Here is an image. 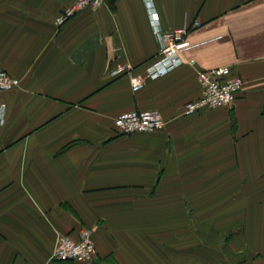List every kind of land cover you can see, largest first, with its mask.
Returning <instances> with one entry per match:
<instances>
[{
  "label": "crops",
  "instance_id": "crops-1",
  "mask_svg": "<svg viewBox=\"0 0 264 264\" xmlns=\"http://www.w3.org/2000/svg\"><path fill=\"white\" fill-rule=\"evenodd\" d=\"M74 0H0V264H264V0H108L57 28ZM158 27H186L184 64L133 92ZM194 61V65L188 61ZM240 77L233 105L182 116L197 74ZM165 125L119 134L122 113ZM88 228L91 263L58 262Z\"/></svg>",
  "mask_w": 264,
  "mask_h": 264
},
{
  "label": "built area",
  "instance_id": "built-area-1",
  "mask_svg": "<svg viewBox=\"0 0 264 264\" xmlns=\"http://www.w3.org/2000/svg\"><path fill=\"white\" fill-rule=\"evenodd\" d=\"M108 0H74L57 15L54 25L64 26L76 14L91 10L96 11ZM153 34L158 44L156 58L148 65L142 74H133L130 65L117 66L114 75H127L133 92L139 91L146 80L158 79L184 64L182 53L190 47L186 40L188 29L163 31L158 27V15L147 3ZM193 66L194 61H188ZM228 68H214L199 71L197 79L201 86V96L188 102L181 110L182 116H191L204 110H213L223 106L233 105L237 94L241 91L243 81L240 77L229 76ZM20 81L5 71H0V93L18 88ZM6 107L0 103V123H3ZM116 131L124 136L134 133H151L161 130L165 123L157 110L131 111L118 115L113 120ZM96 255L91 229H82L76 239L60 234L56 238L52 258L58 262L91 263Z\"/></svg>",
  "mask_w": 264,
  "mask_h": 264
}]
</instances>
